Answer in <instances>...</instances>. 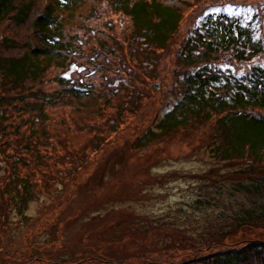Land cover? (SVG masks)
Segmentation results:
<instances>
[{"label": "trees", "instance_id": "1", "mask_svg": "<svg viewBox=\"0 0 264 264\" xmlns=\"http://www.w3.org/2000/svg\"><path fill=\"white\" fill-rule=\"evenodd\" d=\"M198 1L0 0V207L6 215L7 207L15 206L24 216L40 191L62 184L71 171L87 164L90 172L93 157L117 148L118 134L134 125L135 132L120 144L124 160L117 157L120 163L111 166L113 177L117 165L139 151L156 150V143L182 138L193 149L204 141L205 150L222 163L219 168L227 170L212 168L199 177L206 186L196 203L241 194L246 198L232 212V225L264 229L263 18L260 36L261 27L255 31L239 16L221 12L178 38ZM222 61L253 65L238 74L224 69ZM145 157L140 154L131 164L139 177ZM142 217L126 219L130 225L121 241L137 245L130 238L139 243L151 238L150 244L163 247L157 253L177 249V240H156L166 229ZM221 228L214 238L233 237ZM173 234L191 254L167 264L264 261V239L225 243L227 249L202 256L203 243L212 244L211 233L205 232L199 245L179 230ZM112 260L121 261L106 255L100 264Z\"/></svg>", "mask_w": 264, "mask_h": 264}, {"label": "rangeland", "instance_id": "2", "mask_svg": "<svg viewBox=\"0 0 264 264\" xmlns=\"http://www.w3.org/2000/svg\"><path fill=\"white\" fill-rule=\"evenodd\" d=\"M224 3L225 0L196 2L186 13L177 37L186 36L193 25L209 12L230 9L232 14L252 20L255 30L262 24L261 18L264 22V0H227V4ZM221 63L224 69L240 73L251 65ZM173 65L174 63L168 62V67ZM165 74L170 77L169 72L165 71ZM151 106L149 104L145 112ZM135 129L134 125H130L121 131L117 136V143L123 144ZM120 144L107 153H99L94 157L92 155L93 160H97L90 172L86 168H79L74 176V171H71L72 179L65 178L66 174L61 178V185L51 191L39 192L38 198L29 203L27 216L22 217L12 206L7 207L6 215L0 207V249L11 254L9 261H21L22 264H100L101 258L112 255L121 260H114L117 264H167L185 261V257L191 254V250L181 248L185 242L173 234L177 230L182 232L181 237L185 235L195 245L201 244L200 239L206 241L202 237L205 232L212 234L208 240L216 244L204 250L202 256L227 249L229 246L225 243L241 241L239 245L243 246L246 239H264L263 228L239 225V229H236L232 225L234 219L231 214L245 201V196H230L225 193L216 195L217 199L211 200L209 204L196 203L204 195L202 189L206 186L203 185L205 180L199 177L222 165L205 150L204 141L193 149L188 140L182 138L171 145L156 143V150L147 148L139 151L133 157L126 158L124 164L117 165L118 176L113 177L111 166L120 163H116L117 157L123 156L124 146ZM194 144L196 145L195 142ZM140 154L146 155L141 160L140 168L145 169L141 177L131 165L133 160L139 159ZM121 158L124 160V157ZM219 169L220 173L227 170ZM3 172L0 170V177ZM163 176H166L165 179ZM37 178L40 181V177ZM134 215L153 218L158 228L166 229L167 232H157L156 240L162 237L177 240L174 243L179 244L177 249L169 253H157L163 247L155 242L150 244L151 238H145L141 243L139 239L130 238L137 245L130 244L127 239L121 241L119 235L130 225V222L125 221ZM150 221L152 219L146 218V222ZM221 227H225L224 235L230 234L233 237L226 241L214 238L213 235L223 229ZM131 233L141 235L139 230H132ZM203 246L207 247L205 243ZM144 255L146 258L138 259ZM260 264H264V261Z\"/></svg>", "mask_w": 264, "mask_h": 264}, {"label": "snow or ice", "instance_id": "3", "mask_svg": "<svg viewBox=\"0 0 264 264\" xmlns=\"http://www.w3.org/2000/svg\"><path fill=\"white\" fill-rule=\"evenodd\" d=\"M229 11H230V9H229Z\"/></svg>", "mask_w": 264, "mask_h": 264}]
</instances>
